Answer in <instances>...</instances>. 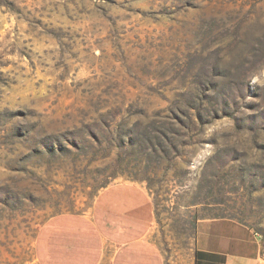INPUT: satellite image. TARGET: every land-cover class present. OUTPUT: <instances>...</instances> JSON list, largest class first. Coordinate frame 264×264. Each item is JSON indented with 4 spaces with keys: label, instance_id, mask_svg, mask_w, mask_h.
Wrapping results in <instances>:
<instances>
[{
    "label": "rangeland",
    "instance_id": "1",
    "mask_svg": "<svg viewBox=\"0 0 264 264\" xmlns=\"http://www.w3.org/2000/svg\"><path fill=\"white\" fill-rule=\"evenodd\" d=\"M116 181L264 253V0H0V264Z\"/></svg>",
    "mask_w": 264,
    "mask_h": 264
},
{
    "label": "crops",
    "instance_id": "2",
    "mask_svg": "<svg viewBox=\"0 0 264 264\" xmlns=\"http://www.w3.org/2000/svg\"><path fill=\"white\" fill-rule=\"evenodd\" d=\"M188 226L163 225L152 195L132 181L103 186L89 210L62 211L36 230V264H264L256 232L197 205Z\"/></svg>",
    "mask_w": 264,
    "mask_h": 264
}]
</instances>
